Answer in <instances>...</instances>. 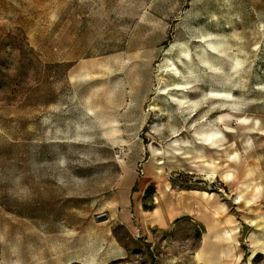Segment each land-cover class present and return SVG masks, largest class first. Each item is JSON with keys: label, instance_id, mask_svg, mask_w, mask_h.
Here are the masks:
<instances>
[{"label": "rangeland", "instance_id": "374dc122", "mask_svg": "<svg viewBox=\"0 0 264 264\" xmlns=\"http://www.w3.org/2000/svg\"><path fill=\"white\" fill-rule=\"evenodd\" d=\"M204 124L232 128L213 153L232 192L225 174L167 163ZM126 171L149 176L148 207L167 187L180 217L123 221ZM239 182L264 189V0H0V264H205L235 224L239 264H264V190L241 205ZM195 191L215 198L182 215Z\"/></svg>", "mask_w": 264, "mask_h": 264}, {"label": "bare ground", "instance_id": "6f19581e", "mask_svg": "<svg viewBox=\"0 0 264 264\" xmlns=\"http://www.w3.org/2000/svg\"><path fill=\"white\" fill-rule=\"evenodd\" d=\"M209 45H211V43H209ZM183 52L186 55L189 54L188 49L183 50ZM166 69L170 76H173L171 74L172 72L174 74H177L179 71L175 66V62H172V65L167 66ZM179 74V77L181 78L177 79L179 77L175 76L176 78L174 80V83L171 85V88L184 93L185 90L190 87L192 80L187 79V77L180 72ZM168 88L169 85H167L163 90H167ZM244 120L247 122L249 121L248 118ZM255 125L257 126L258 124L255 123ZM231 130L232 128L229 126L219 128L212 124L201 125L199 128H197V130L191 137L176 142V146L174 147L172 146L167 148L165 152L167 163L169 164L171 169H177L179 167H182L183 165L191 164L209 170L210 176L213 178H216L218 173L225 174V176L229 178H234L235 172L231 171V168L228 169V167L227 169L223 170L225 166L223 164H217V161L213 157V153H215L219 149V147L224 144L225 132ZM152 171H155L161 178L165 176L162 163H156L154 161V158H152L151 162L148 163L146 172L151 173ZM130 179L131 174L126 171V175L124 177V180L122 181V185H130ZM263 190L264 189L262 184H256L255 186H253L250 182H239L236 203L241 205L246 204V206L255 205L259 195L263 193ZM203 193L215 198V196L210 195L207 192ZM159 201V206L149 219L153 224L158 222L165 224V221L167 219V215L162 204V199H159ZM214 208V213L217 215L220 213V211L226 210L227 206L224 202L219 201ZM210 230L211 228H209V232ZM240 230V224H235L234 226L223 228L219 232H217L214 236L215 239L222 241L224 245L219 251L214 248L210 249L208 252V261L205 264H221V260H227L229 264H239V261L242 259V253L237 252L239 251L238 236L240 234ZM209 236L210 233H205L204 239L207 240ZM259 241L264 244V240ZM259 252L264 254V245ZM259 252L254 250L250 259H254Z\"/></svg>", "mask_w": 264, "mask_h": 264}, {"label": "crops", "instance_id": "0c3cea01", "mask_svg": "<svg viewBox=\"0 0 264 264\" xmlns=\"http://www.w3.org/2000/svg\"><path fill=\"white\" fill-rule=\"evenodd\" d=\"M157 174V173H156ZM133 179V180H132ZM149 176L148 175H145L144 177H142V179L140 180V178H138L136 175H133L131 173V184L128 185V184H125L126 188H130L131 192L132 193V197L129 201H126L125 204H124V209H123V213L121 214V219L123 221H126L129 223V220H131V222L133 221V218L134 216H137V217H140V220L142 222H146V221H149L150 222V216L155 212V210L157 209V207L159 206V199H162V204H163V207H164V211L167 215V219L165 221V224H162L160 222L158 223H151L155 226H159V227H166L168 226L171 222H173V220L175 219H178L180 216H177L175 215V211H173L172 207H171V204L172 202H175L176 201V198L177 196L175 194H170V190L165 189L164 188H161L160 190H154V193H153V204L152 205V208L150 210H146L145 209V205H144V194L146 192V189H147V186L149 184ZM225 181L224 184L225 186L227 187V191H231L234 190L236 188L235 185V180H236V174L234 175V178H229L227 176H225L224 178ZM197 193V195H191V194H188L187 195H181V198L185 199L186 200V203L184 205V213H180L182 215H188V216H193L194 213H197V209L196 208H193V205H192V201H194L195 198H205V196H208V195H205L203 192H206V191H195ZM199 193V194H198ZM198 206V207H197ZM195 207L197 208H200L202 207L201 205H197ZM187 207V208H186ZM214 212H215V208H214ZM215 213H214V218L215 217ZM218 215V214H217ZM217 219V218H216ZM139 220V221H140ZM192 221H194V219H190Z\"/></svg>", "mask_w": 264, "mask_h": 264}, {"label": "trees", "instance_id": "16d2710c", "mask_svg": "<svg viewBox=\"0 0 264 264\" xmlns=\"http://www.w3.org/2000/svg\"><path fill=\"white\" fill-rule=\"evenodd\" d=\"M147 191H149V190H147ZM150 192V191H149ZM154 193V192H153ZM153 193H152V195H153ZM152 208V206H150V207H148L146 204H145V209L146 210H150Z\"/></svg>", "mask_w": 264, "mask_h": 264}, {"label": "water", "instance_id": "95a60500", "mask_svg": "<svg viewBox=\"0 0 264 264\" xmlns=\"http://www.w3.org/2000/svg\"><path fill=\"white\" fill-rule=\"evenodd\" d=\"M246 232H247V229L244 228V229H243V235H244V237H245V235H246Z\"/></svg>", "mask_w": 264, "mask_h": 264}]
</instances>
